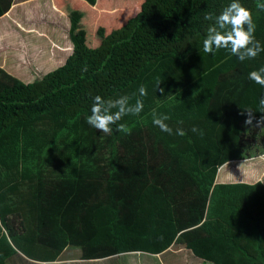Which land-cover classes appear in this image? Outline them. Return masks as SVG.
Returning <instances> with one entry per match:
<instances>
[{"label":"trees","instance_id":"trees-1","mask_svg":"<svg viewBox=\"0 0 264 264\" xmlns=\"http://www.w3.org/2000/svg\"><path fill=\"white\" fill-rule=\"evenodd\" d=\"M126 1L138 5L131 17L109 34L100 26L91 46L85 15L70 10L73 52L33 82L0 67V264L18 251L55 261L77 246L94 260L174 244L215 264H264V87L248 78L264 51L244 61L203 51L231 0ZM110 2L99 5L125 7ZM239 2L264 47V0ZM97 95L144 107L105 134L87 123ZM154 113L170 117L171 134ZM231 160L232 181L218 183Z\"/></svg>","mask_w":264,"mask_h":264},{"label":"crops","instance_id":"crops-1","mask_svg":"<svg viewBox=\"0 0 264 264\" xmlns=\"http://www.w3.org/2000/svg\"><path fill=\"white\" fill-rule=\"evenodd\" d=\"M47 1V0H45ZM59 0H50V3L52 5H58ZM77 3H81L83 5H95L92 7V9L95 11L94 16V26L93 30L98 29L100 26H105V33L109 34L114 28H116L119 25H123L125 22L124 20L118 24L115 22L116 16L113 15V12L116 11L117 8H113L112 10L106 9L107 6H97L99 5L101 0H97V3H89L87 0H74ZM60 3H65L64 0H62ZM67 4V3H65ZM0 5H8V10L0 16V47H2L4 50L7 48H10V44L14 47L16 54H20V47L18 43L13 44L7 42V37L10 36L9 33L11 30H14L16 32H26L30 33L31 31L39 32L42 35H47L51 42V48L52 53L54 54L56 59H64L66 60V57L73 52V43L69 38V28L71 21L68 17V14L65 15L58 12V8L53 7L51 9L50 7H46V9H41L42 11H38L34 14L30 13V7L33 5H44L41 0H0ZM56 12L60 19H56L55 13ZM44 13V19H40V16ZM84 14V12H83ZM85 15V14H84ZM69 21V22H68ZM105 21V22H103ZM118 24V25H117ZM38 25L37 29L35 26ZM56 25V27H55ZM69 25V26H68ZM48 30L51 31V34H48ZM87 31V30H86ZM58 36V38H57ZM12 39H16L17 41L19 38L11 37ZM84 39H86V42L90 45H93L94 43H98V40L100 37L96 35L93 38L87 39V34L84 36ZM11 49V48H10ZM44 52L45 54H42ZM41 56L47 57L50 53L46 50L39 51ZM17 63V62H15ZM0 66L5 68L7 66V60L1 62ZM256 158V157H253ZM231 162L235 161H229L225 164H223V167H220V173L218 176V183L221 182H231L232 179L224 173L226 167L229 166ZM5 246V245H4ZM71 247V246H70ZM68 247L62 255L55 261H39L34 260L25 255L23 252H17L15 254H12L9 260L8 264H86L87 262H92L94 264H101V262L110 261V264H118V262L121 263L123 258H125L129 254H140L141 256H145V259L142 260V264H215L212 261H205L203 258H200L195 255V253L189 249L186 248L183 245H176L174 244L171 246L168 250L162 252V253H149V252H132V253H123L117 256H112L109 258H102V259H94V260H87L83 257V251H78L77 249L73 250V254L75 257L73 258H63L65 254H67L71 249ZM169 251L175 252V256L173 259H166L165 256L168 254ZM131 258L125 259L124 264H135L132 263V261H129ZM124 262V261H123ZM140 264V263H139Z\"/></svg>","mask_w":264,"mask_h":264},{"label":"clouds","instance_id":"clouds-1","mask_svg":"<svg viewBox=\"0 0 264 264\" xmlns=\"http://www.w3.org/2000/svg\"><path fill=\"white\" fill-rule=\"evenodd\" d=\"M257 7L260 10H264V3L257 4ZM205 19L212 20L213 14L209 13L205 16ZM254 33L255 24L252 19V13L242 6L239 0H231L230 4L215 17V26L209 28L208 35L203 40V51L205 53H213L214 50L230 48L231 53L240 61L254 59L261 51H264V47L255 39ZM248 78L264 87V67L251 71ZM161 83H157L156 90L163 94L165 90L160 87ZM139 95L141 97L147 95L145 86H140ZM131 99L127 95L107 100L99 95L95 96L91 107V115L87 117V123L99 132L111 134V125L116 124L123 116L129 114L138 115L143 110L144 105L141 99H136L134 104L130 102ZM259 104L264 109V98L260 99ZM245 111L248 114V119L245 123L251 124L253 119H255L253 115L255 112L251 109ZM169 119L170 117L166 114H153V124L162 131L171 134L172 129L165 123ZM257 123H264V117H261ZM192 131L196 132L198 129L194 127ZM177 134L182 136L185 133L182 129H177Z\"/></svg>","mask_w":264,"mask_h":264},{"label":"rangeland","instance_id":"rangeland-1","mask_svg":"<svg viewBox=\"0 0 264 264\" xmlns=\"http://www.w3.org/2000/svg\"><path fill=\"white\" fill-rule=\"evenodd\" d=\"M61 1L62 0H59L58 5H55V6L56 8H58V12L63 15H65L66 13L69 14V11L72 9H75L76 11L78 10L80 12H84L85 18L83 19V24L81 23V29L84 30L85 33L87 34V39L93 38L97 33V29L93 30L94 13H93L92 7L95 5H83L81 3L75 2L74 0H64V2L67 4L60 3ZM41 2L44 5H33L30 7L31 14H34L35 11L36 12L42 11L41 10L42 8L46 9V7L48 8L50 7L51 9H53V7H55L54 5H52V3H50V0H47V1L41 0ZM122 2L124 3L121 5L125 7L121 8L120 5L115 6L119 8H117L116 11L113 12V15L116 16L115 21L118 23H121L122 16L131 17L135 8L138 7V5L129 3L126 0H111L110 3L113 5H117ZM97 6H101V5H97ZM54 13H55L56 19H59L60 21H62V19L58 18L59 15L56 12ZM40 19H44V13L40 16ZM35 28L39 29L38 25L35 26ZM48 34H51V31L48 30ZM9 35L11 37L17 36L19 38V40L17 41L16 39H12L10 38V36H8L7 42L13 43V44L18 43L20 47V54L19 55L16 54V51L11 44H10L11 49L7 48L6 50H4L2 47H0V61L3 62L7 60V66L5 68L1 66L0 67L5 69L13 77L15 76L19 78L21 81H24L26 83L33 82L42 73L50 71V70L52 71L54 68H56V66H59L65 62V60L62 58L57 60L55 56L53 57L54 54L52 53L53 50L51 48V42L47 35H42L36 31H31L30 33L20 31L18 33L14 30H11ZM88 45L91 46L89 43ZM43 50H46L49 53L50 52L51 53L47 57H43L39 53V51H43ZM42 54H45V53L42 52ZM258 160L259 158L257 159V161ZM257 161H254V162H257ZM261 161H264V159H261ZM70 249L71 250L67 254H65L63 258L67 259V258L75 257V255L73 254L74 249H77L78 251L82 252V248L77 247V246H71ZM174 256H175V252L169 251L168 254L165 256V258L167 260L168 259L172 260ZM128 258H131L129 261H132V263L142 264V260L145 259V256H141L140 254L139 255L129 254L125 258H123L124 260H122L121 263L118 262V264H124L125 259H128ZM113 263L115 264V262ZM86 264H94V263L87 262ZM101 264H110V261L107 260V261L101 262Z\"/></svg>","mask_w":264,"mask_h":264},{"label":"water","instance_id":"water-1","mask_svg":"<svg viewBox=\"0 0 264 264\" xmlns=\"http://www.w3.org/2000/svg\"><path fill=\"white\" fill-rule=\"evenodd\" d=\"M229 162V161H228ZM227 163V162H226Z\"/></svg>","mask_w":264,"mask_h":264}]
</instances>
